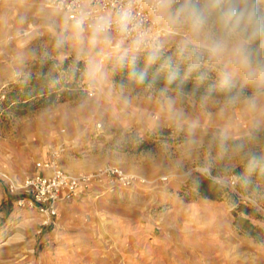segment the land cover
Returning <instances> with one entry per match:
<instances>
[{
  "label": "rangeland",
  "instance_id": "obj_1",
  "mask_svg": "<svg viewBox=\"0 0 264 264\" xmlns=\"http://www.w3.org/2000/svg\"><path fill=\"white\" fill-rule=\"evenodd\" d=\"M182 1L165 2L157 50L208 51L220 82L241 89L237 98L119 85L113 65L136 54L124 43L78 31L39 0H0V172L20 181L64 144L66 170L111 164L145 181L93 186L46 225L17 197L8 201L0 181V264H264V238L237 229L232 215L245 206L264 231V177L237 173L264 148V69L246 62L242 40H217ZM74 62L82 64L74 99L15 107L22 85L39 86L42 75L57 94L74 80ZM197 175L223 196H194Z\"/></svg>",
  "mask_w": 264,
  "mask_h": 264
},
{
  "label": "trees",
  "instance_id": "obj_2",
  "mask_svg": "<svg viewBox=\"0 0 264 264\" xmlns=\"http://www.w3.org/2000/svg\"><path fill=\"white\" fill-rule=\"evenodd\" d=\"M180 5L184 13L210 31L217 40H242L246 62L254 68L264 69V0H183ZM81 66L74 62V80L64 81V88L57 94L56 89L47 87L44 75L39 79V86L21 84L23 94L18 97L15 107L29 106L34 99L39 107H45L52 104L56 96L60 97L59 102L74 99L75 92L80 91L81 78L77 69ZM112 80L122 86L172 90L197 98L233 99L241 92L240 88L220 82L208 51L192 46L137 52L113 65ZM19 88L18 85L17 91ZM237 173L264 177V148L253 152ZM191 186L194 196L204 200L218 201L225 193L223 186L204 175H197ZM7 198L8 201L13 199L11 196ZM232 215L237 229L256 242L264 238V231L251 223L252 219H257L251 209L238 205Z\"/></svg>",
  "mask_w": 264,
  "mask_h": 264
},
{
  "label": "built area",
  "instance_id": "obj_3",
  "mask_svg": "<svg viewBox=\"0 0 264 264\" xmlns=\"http://www.w3.org/2000/svg\"><path fill=\"white\" fill-rule=\"evenodd\" d=\"M166 1L44 0V4L78 31L113 38L137 53L159 49V40L164 36L161 12ZM64 152V144L51 149L44 160L35 162L34 173L20 181L0 172V181L8 195L17 197L14 202L19 206L34 209L43 219V225L57 216L61 203L81 198L93 186L133 187L145 182L111 164L92 172L71 174L60 165ZM226 184L234 188L235 180L230 177Z\"/></svg>",
  "mask_w": 264,
  "mask_h": 264
},
{
  "label": "crops",
  "instance_id": "obj_4",
  "mask_svg": "<svg viewBox=\"0 0 264 264\" xmlns=\"http://www.w3.org/2000/svg\"><path fill=\"white\" fill-rule=\"evenodd\" d=\"M39 2H41V4L46 8V9H50V8H48V7H46L45 6V4H44V0H39ZM27 32V31H26ZM25 32V33H26ZM7 75H9V72L7 73ZM4 79H6V76H5V78ZM7 80H9V78H7ZM6 81V80H5ZM47 157V153L45 154V156H43V157H41L39 160H44L45 158ZM38 160V161H39ZM62 167V166H61ZM62 169L64 170V171H66V172H69V173H71V174H76V173H79L77 170H74V169H64L63 167H62ZM32 173H34V170L32 171Z\"/></svg>",
  "mask_w": 264,
  "mask_h": 264
}]
</instances>
